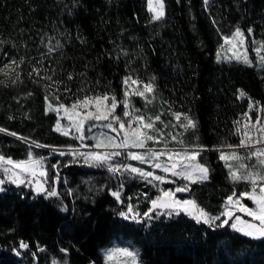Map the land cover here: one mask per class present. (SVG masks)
Wrapping results in <instances>:
<instances>
[{
    "label": "trees",
    "instance_id": "1",
    "mask_svg": "<svg viewBox=\"0 0 264 264\" xmlns=\"http://www.w3.org/2000/svg\"><path fill=\"white\" fill-rule=\"evenodd\" d=\"M152 15L148 0H0V67L17 61L14 71L0 72V127L48 145H71L54 130L46 96L120 95L125 76L154 78L162 99L195 116L201 143L210 148L202 153L210 178L192 184L191 194L217 216L236 186L211 148L239 144L233 122L250 101L264 104V67L218 62L217 52L222 35L236 27L264 41V0H209L207 6L204 0H165L164 18L153 21ZM57 42L62 47L50 51ZM240 90L247 95L241 98ZM1 149L14 158L30 149L49 153L3 131ZM61 171L69 180L59 198L5 185L0 264H103L101 249L117 238L136 243L141 264H264V239L230 225L197 223L185 213L151 223L126 220L118 215L127 210L126 200L109 190L86 197L80 176L97 171L80 163L63 164ZM141 205L143 213L150 208L149 200ZM21 241L29 247L20 249Z\"/></svg>",
    "mask_w": 264,
    "mask_h": 264
},
{
    "label": "snow or ice",
    "instance_id": "2",
    "mask_svg": "<svg viewBox=\"0 0 264 264\" xmlns=\"http://www.w3.org/2000/svg\"><path fill=\"white\" fill-rule=\"evenodd\" d=\"M209 0H204V4L207 6ZM149 11L153 13L152 20L159 21L164 18L165 6L164 0H148ZM215 23V21H213ZM250 35L253 32L252 28L247 29ZM248 36L245 35L244 30L240 27H236L230 35H222V41L220 50L217 52V61L227 59L228 61L236 60L238 62L252 65V60L249 58L247 50ZM258 47L254 49L261 66H264V41H259ZM228 46L225 48V46ZM62 45L57 42L56 47L50 48V51H56L57 48ZM242 50V51H241ZM230 53V54H229ZM127 55V53H124ZM23 58L19 63H23ZM13 65H17V61L13 60L11 64L5 65L6 69H11ZM33 72L37 76L40 75V68H33ZM7 75L8 73L5 72ZM32 73H29L31 76ZM73 77L69 74L68 79ZM17 79L19 77L17 76ZM44 79L52 81V76H46ZM56 83V82H54ZM124 86V99L118 101L115 95H109L104 93L96 96H85L83 99H77L70 106L64 104L53 105L49 102V98L46 96L47 102L46 112L51 111L57 114V121L55 131L61 132L62 135L70 136L75 133V138L81 141V148L91 149L88 151H79L77 149H70L68 152L58 151L61 156L71 155L73 162H77V158H82L85 164L95 167H107V170L113 174L123 175L128 173L130 175L137 176L146 180L149 184L153 181L164 182L165 176L156 175L154 171H146L140 167H134L131 164H114L112 161L122 155L120 151H107V149H146L147 143L152 141L153 143L165 142V147L162 150L147 149L145 153L128 151L127 156L131 160L147 163L152 166L153 169H160L164 173H170L174 177H180L188 184L184 187H178L175 191L168 190L163 191L162 195L157 196L151 200V207L148 211L142 215L134 211V206L129 203L126 211H121L118 215L126 220L143 223L145 220L151 221L157 218L159 215H166L172 217L173 215H180L182 212L193 217L197 223H203L207 225H214L215 227H223L229 224V221L233 218L234 223H231V228L241 232L242 234L251 237L253 239H264V175H258L252 171H244L248 165L245 163H239L234 165L233 162L242 160H252L255 158L256 162L264 166V120L258 115L253 122L251 118V112L253 108L257 107L254 103H249L248 111L243 113V119H237L233 123L237 125L235 128V134L240 137V143L238 145H227L231 151H220L219 159L225 163L228 169L229 179L233 183L246 182L251 185L250 191L241 192L239 196L233 192L228 196L225 201L224 211L220 215L212 216L200 207L194 199L179 200L175 198V192H186L190 190V185L195 183H203L209 179V168L199 163L198 157L204 150L202 146H195L191 150L173 151L167 149V139L165 138L163 129L169 127L168 124H164L160 120V116L147 117L144 113L140 112V109L134 108L130 105V96H139L145 100L146 103H151L149 95L154 92V78L149 80L148 83L140 81L138 78H133L131 75L125 76L123 79ZM240 97L243 98L247 94L240 90ZM56 100L59 97L56 96ZM123 105V117L127 119V127L125 126V119L120 115H116V109ZM260 112H264V107L259 109ZM63 112V116H61ZM177 125L180 128L187 130L189 128L195 129L196 122L187 114L180 112L171 113ZM67 119L69 121L67 126H63L61 121ZM183 119V123L181 120ZM157 121H160L162 128L155 127ZM135 125V126H133ZM101 128L107 129L109 132L100 131L96 135L89 137L86 132H92L93 129ZM0 131H7L0 129ZM16 136V133H10ZM170 139L177 140V135L169 133ZM122 137V138H121ZM91 138L95 143L86 144L84 141ZM22 140H26L24 137H20ZM183 144V140L179 141ZM36 147H46L39 145L36 142H30ZM243 148L247 150V156L242 157L235 149ZM166 157L165 162H161V158ZM53 169H57L54 178L49 182L48 170L44 164L43 157H35L31 150L27 154V158L24 160H13L11 157H6L0 153V193L6 191V184H13L17 187L26 185L31 186L37 195H44L45 198H59L60 192L57 190V185L60 183L61 177L58 171V165H52ZM39 177L35 180H28L27 177ZM174 182V181H173ZM123 188V184L120 185ZM72 189H68L69 195L72 194ZM111 195L115 197L119 202L123 203L120 199V189L112 191ZM147 195V194H145ZM247 198L253 202L254 207H249L242 203ZM159 210V211H157ZM61 211H67V206H62ZM236 212L244 213L252 220H244L241 216L236 215ZM156 213V216L153 215ZM221 216L225 219L221 220ZM216 221H220V224H215ZM253 221H258L254 223ZM29 245L23 241L20 242V249H27ZM43 251V249H41ZM62 252H67V249H62ZM120 254L125 259L122 264H140L139 252L133 251L128 247L114 248L106 252V259L111 261L115 254ZM20 253L17 251V255ZM35 255V254H33ZM53 264H57L54 260ZM66 264V262H65Z\"/></svg>",
    "mask_w": 264,
    "mask_h": 264
},
{
    "label": "rangeland",
    "instance_id": "3",
    "mask_svg": "<svg viewBox=\"0 0 264 264\" xmlns=\"http://www.w3.org/2000/svg\"><path fill=\"white\" fill-rule=\"evenodd\" d=\"M164 6H165V0H164ZM149 8V5H148ZM165 10V8H164ZM152 13V12H151ZM153 14V13H152ZM245 35L247 36V34L245 33ZM258 41L255 38H252L250 36H248V40H247V50H248V55L249 58L252 60V65L251 66H255L257 68H262L264 66H261L259 59L254 51V49L256 47H258ZM223 43V42H222ZM228 46L226 45L225 48H227ZM242 51V50H241ZM230 54V53H229ZM262 55H264V52L261 53ZM219 62H226V63H230V62H236V63H241L238 62L236 60H232V61H228L227 59H222ZM244 64V63H241ZM247 65V64H245ZM0 72H3L4 75L5 72H12L10 71V69H6L5 66L0 67ZM0 74L1 76H4ZM134 79L138 78L140 81L144 82V83H148L149 80L145 81L140 79L138 76L136 75H131ZM150 80H152V78H149ZM107 94L111 95H115L116 99L118 101H121L124 99V91L122 92V94L120 95H116V94H111L108 92H105ZM104 94L103 92H101V94H90V95H83L81 97H74L72 100L70 101H64L62 99L57 100H52L49 97V102H51L53 105H57V104H64L66 106H70L73 102H75L77 99H83L85 96H96V95H102ZM161 95L159 94V92L157 91V87L154 84V92L152 94L149 95V99L151 100V103H146L145 100L139 96H130L129 99V103L130 105H133L134 108L136 109H140L141 113H144L146 115V119L147 117H155L157 115L160 116V120L163 121L164 124H168L169 127L166 129H163L164 131V135L165 138L167 139V149L169 150H173V151H182V150H191L193 147L199 145L202 146V148L204 149L199 157H198V161L201 164L206 165L209 170H210V166L208 165V163H206L204 160L206 158H202V153L204 151H208L210 150V148L206 147L205 145H203L201 143V140L198 136V129H197V120L195 118L194 115L189 114L185 111H183L184 109H182L183 107H181L180 104H173L172 102H168L167 100L162 99V97H160ZM56 99V98H55ZM47 103V102H46ZM250 103H254L257 105V107L253 108L252 112H251V118L252 121L254 122L257 118L258 115L261 116L262 120H264V112H260L259 109L261 107H264V104H258L255 101H250ZM47 107V106H46ZM123 105L121 104L117 109H116V115H120L123 119H125V126L127 127V119L123 117ZM248 111V109H247ZM246 111V112H247ZM49 113H53L55 114V123H54V130H55V126H56V121H57V114L55 112H51L48 111ZM173 112H180V113H185L187 115H189L195 122H196V128L192 129L189 128L187 130H184L182 128H180L179 126L173 127V125H177V121H175V119L173 118L172 114ZM61 116H63V112H61ZM240 119H243L242 114L239 117ZM183 119L181 120V123H183ZM69 123V121L67 119H63L61 121V124L63 126H67ZM135 126V125H133ZM155 127L158 129H161L163 126L160 123V121H157L155 124ZM237 127V126H236ZM235 127V128H236ZM0 129H5L0 127ZM7 130V129H5ZM100 131H104V132H109V130L107 129H101V128H96L93 129L92 132H86V135H88L89 137H91L92 135H96L98 134ZM5 133H8L9 135H11L10 133H16L17 135L14 137L20 138V137H24L26 138V140H23L24 142H27L30 145L35 146L34 144H31L30 142H36L39 145H43L46 147H42L45 148L46 150L49 151L48 154L46 155H41L40 153L36 152L35 150H31L32 153L34 154L35 157H43L44 158V164L47 167L49 176H48V180L49 182H51V180L54 178L55 173L57 171V169H53L52 165H58V171H59V175L61 177L60 183L57 185V190L61 193L63 192V190H65V183L68 182V177L64 176V174L61 171V166L63 164H72V163H80L83 164L85 166H87L88 168H91L92 170L97 171L95 172H91L88 173L85 176H80L82 177V183L86 184V192L87 194L86 197L88 196V194L93 195V194H98L101 192H104L105 190H109L110 194L112 191H116L117 189H120L121 192V197L120 199L122 201L126 200L125 203L128 205L129 203H131L134 206V211L139 212L141 215L143 214L142 208H141V204L143 202H145V200H149V202H151L152 199H155L157 196L162 195V190L163 191H168V190H172L175 191L176 188L178 187H184L185 185L188 184V181L180 178V177H174L172 176L170 173H164L162 170L160 169H153L152 166L150 164L147 163H142L140 161H136V160H131L128 156H127V152L128 151H136V152H141V153H145L147 151V149H156V150H162L165 147V142L164 141H160L159 143H153L152 141H149L147 143V147L146 149H135V148H130V149H107V151H120L122 152V155H120L119 157H116L112 163L114 164H131L134 167H140L143 168L146 171H154V174L156 175H161V176H165L166 180L164 182H158V181H153L151 184H149L146 180L139 178L137 176L134 175H130L128 173H124L122 176L119 174H113L110 173L107 170V167L101 166V167H95V166H89L88 164H85L83 162L82 158H77V162H73V157L71 155H64L61 156L58 154V151H64V152H68L70 149H77L79 151H88L91 149H85V148H81V141L75 138V133H73V135L70 136H65L62 135L61 132H58L60 135H62L65 138H68L69 140L72 141L73 144L71 145H48L45 143H42L40 141L34 140L33 138L30 137H25L22 136L21 134L17 133V132H13L10 130L7 131H3ZM57 132V131H56ZM235 132V131H234ZM169 133L172 134H176L177 135V140L173 141L170 139L169 137ZM110 135H115V133H110ZM13 136V135H12ZM238 136V135H236ZM122 138V137H121ZM239 138V143H240V137ZM183 140V144H181L179 141ZM84 143L86 144H94L95 142L89 138L88 140L84 141ZM227 145L230 144H225L224 146L218 147V148H211L214 150H217L219 153L220 151H231V149L227 148ZM238 145V144H237ZM235 146V145H233ZM238 154L242 157H246L247 156V150L243 149V148H238L235 149ZM29 150L26 151V156L23 158H14L12 156H9L7 154H5V152L3 151V149L0 150V153H2L3 155H5L6 157H11L13 160H24L27 158V154H28ZM166 157H162L161 158V162H165L166 161ZM224 163V162H223ZM234 165H238L239 163H245L248 165L247 169H242L241 171H252L258 175H264V166H262L261 164L257 163L255 158H253L252 160H242V161H236L233 162ZM225 165V163H224ZM226 167V166H225ZM228 173V172H227ZM229 177V176H228ZM0 178H2V176H0ZM39 177H27L28 180H35L38 179ZM209 178H210V171H209ZM174 181V182H173ZM123 184V188H120V185ZM139 184H143L145 187L149 186L150 190L149 191H145L143 190L142 187L139 186ZM236 186V195L239 196V194L241 192H245V191H250L251 189V185L249 183L246 182H237L234 183ZM192 185V184H191ZM191 185H190V190L186 191V192H175V198L179 199V200H185V199H194L196 202V198L191 194ZM27 189L32 190L34 192L33 187L31 186H26L24 185ZM129 188V192H126V189ZM35 193V192H34ZM81 193H84L83 191ZM75 193L72 191V194L74 196V199H76V195H74ZM126 194V195H125ZM147 194V195H145ZM242 203H244L245 205L249 206V207H254L253 202L247 198H245ZM197 204L199 205V203L197 202ZM225 205V204H224ZM200 206V205H199ZM150 207H151V203H150ZM201 207V206H200ZM149 209V208H148ZM159 211V210H157ZM206 211V210H205ZM183 213V212H182ZM209 213V212H208ZM236 215H239L242 217V219L244 220H252L251 217H248L246 214L244 213H240V212H236ZM154 216H156V213H153ZM212 216H216L211 214ZM168 217L166 215H159L157 218L154 219H159L160 217ZM174 216V215H173ZM152 219V220H154ZM225 219V217L221 216V220ZM151 220V221H152ZM235 219L233 218L232 220L229 221L228 225H231V223H234ZM254 223H258V221H253ZM149 223H151L149 221ZM220 223V221H219ZM123 247H128L133 251H138L139 249H137V245L136 243H134L131 240H124L122 238H117V239H113L111 241V243L109 244V246H106L104 248L101 249V252L103 254L104 260H103V264H122V261L125 259L124 257H122L120 254H115L114 258L111 261H108L106 259V252L108 250L114 249V248H123ZM139 262L141 264V259H140V252H139Z\"/></svg>",
    "mask_w": 264,
    "mask_h": 264
}]
</instances>
